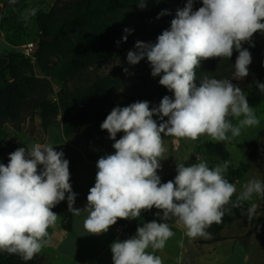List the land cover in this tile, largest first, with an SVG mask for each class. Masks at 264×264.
Segmentation results:
<instances>
[{
  "label": "clouds",
  "instance_id": "1",
  "mask_svg": "<svg viewBox=\"0 0 264 264\" xmlns=\"http://www.w3.org/2000/svg\"><path fill=\"white\" fill-rule=\"evenodd\" d=\"M194 3L187 0L156 43L138 41V51L127 53L132 65L147 57L151 75L160 76L159 83L173 92L174 98L164 96L155 108H150L148 101L117 106L101 124L115 141V153L97 163L95 185L83 209L88 212L84 229L90 234L106 233L118 219H136L142 210L155 207L162 210V220L176 218L182 223L188 237L209 236L205 229L220 223L225 212L231 211L226 205L239 207L254 194L264 197V181L255 178L236 195V186L225 177L228 162L211 168L206 161L190 166L177 162L178 174L167 183H162L157 173L166 151L162 134L190 140L207 135L213 141L226 142L238 137L243 128L260 123L240 87L230 79L208 76L197 86L195 69L202 60L230 59L235 50L239 55L232 79H245L252 55L243 44L251 43L256 32L264 33V0H203L198 10H193ZM139 6L145 8L146 0H139ZM38 11L27 8L21 19L27 23ZM165 14L167 10L160 15ZM257 86L264 94V83ZM154 115L162 122L158 124ZM229 117L238 123L233 124ZM120 132L124 135L116 139ZM64 155L52 144L35 143L10 153L7 165L0 163V252L30 261L50 243L48 229L58 216L53 208L67 199L68 211L74 215L82 211L74 207L77 194ZM255 212L253 204L244 215L251 220ZM172 235L167 222L145 223L134 237L111 245L113 262L162 264L159 256L146 250L162 249Z\"/></svg>",
  "mask_w": 264,
  "mask_h": 264
},
{
  "label": "rangeland",
  "instance_id": "2",
  "mask_svg": "<svg viewBox=\"0 0 264 264\" xmlns=\"http://www.w3.org/2000/svg\"><path fill=\"white\" fill-rule=\"evenodd\" d=\"M81 0H17L15 4L9 0H0V56L10 53H24L20 55L13 67L0 70V89L9 84L18 82L21 88V96L4 95L0 97V151L6 145L15 143L18 148H28L35 143H49L56 151H63L64 158L69 161L70 182L79 190L89 193L95 185L98 172L97 163L101 157L115 153L114 140L109 135H94L88 131L77 129L71 135H66L63 129V114L60 113L52 118L50 124L45 126L40 111L35 109L31 98L36 95L47 96L58 101L60 91L63 87L61 71L65 67L70 55L77 44V31L67 29V35L62 36V46L53 43L52 31L60 24L65 17H71L80 9ZM102 7L96 17L91 21V27H87V36H91L90 30L96 28L99 31L102 47L105 56L94 60L89 66L82 68L73 78L70 79L68 87L75 93L86 90L98 79L106 75H115L123 80H131L136 76L148 73L152 68L147 57L138 64L132 65L127 61L129 51H138L136 43L154 44L164 30L170 29L171 21L176 18L177 11L186 6L187 0H146V7L141 9L139 0L127 2L124 0H103ZM110 6V7H109ZM203 6V0H195L193 10ZM27 8L39 9L37 15L25 23L21 19V13ZM167 10V14L160 15ZM46 16V31H42L39 25V17ZM159 17V18H158ZM119 25L120 23H123ZM134 26L145 31L143 36H138L131 45L129 39L135 35ZM125 29L130 32L126 33ZM127 36V40L123 39ZM45 42H42V41ZM74 44L71 45L70 41ZM125 48H121L123 44ZM34 42L31 50L29 44ZM119 42V44L117 43ZM254 44V47L252 46ZM111 47V49H110ZM252 55V63L249 66V75L243 80L232 79L234 65L239 52H233L228 58H210L202 60L196 71L195 83L200 85L204 76L216 79H230L231 82L240 87L253 108L260 123L253 127H245L238 137L221 142L213 141L207 135L197 140L179 139L175 137L163 138V145L166 151L160 161L161 168L157 170L162 183L174 180L177 173V162H183L190 166L200 161H206L209 167L228 162L229 167L225 177L235 185V179H240L242 184L254 176L255 166L248 155L253 149L245 146L251 143L264 132V94L258 88V83H264V33L258 31L251 43L243 44ZM124 69L128 71L125 72ZM108 95L96 106L98 109H106L109 104L120 96L124 90L121 81ZM169 97L174 98L170 92ZM162 99L144 100L149 102L150 108L158 107ZM243 117H241L242 119ZM153 119L159 123L160 117L154 115ZM167 120V117L164 118ZM233 124H237L236 118L229 117ZM261 127V128H260ZM260 128V129H259ZM259 129L258 132L256 130ZM124 134L117 135L120 139ZM229 135H231L229 133ZM245 141V142H242ZM240 146H238V143ZM263 144V142H262ZM11 146V145H10ZM229 150H227V148ZM249 148V149H248ZM250 150V151H249ZM264 181V149L255 157ZM256 179V177H255ZM236 186L238 195L243 191L244 186ZM235 198V195L233 196ZM86 202V200H83ZM61 203V202H60ZM60 203L52 209L57 216L54 226L48 229L50 243L38 253L39 264H91L96 258L97 249L92 251L66 250L55 238H63L66 231L61 227L62 210ZM248 206L256 205V216L249 220L248 217L239 218L233 221L213 223L205 231L209 236L187 238L190 245L187 250L195 254L200 264L203 257L211 258L212 264H264V197L253 195L252 199L243 202ZM80 209L81 205H80ZM154 211V215L150 214ZM160 212L157 216L156 213ZM152 215V216H151ZM155 221L167 222L161 219L162 210L152 208L146 213L141 212V218L149 217ZM186 229L176 218L169 219ZM68 233V236H71ZM213 242L211 248H203L204 242ZM90 239V237H89ZM172 240H176L172 238ZM92 242L90 240L87 241ZM85 242V245L88 244ZM96 242V241H94ZM66 244V242H63ZM66 246V245H65ZM96 247H99L97 244ZM60 247V248H59ZM59 248V249H57ZM178 247L173 246V254L177 255ZM162 262L165 259L161 257ZM1 264H6L2 262ZM164 264H174L168 261ZM190 264H193L190 262Z\"/></svg>",
  "mask_w": 264,
  "mask_h": 264
},
{
  "label": "trees",
  "instance_id": "3",
  "mask_svg": "<svg viewBox=\"0 0 264 264\" xmlns=\"http://www.w3.org/2000/svg\"><path fill=\"white\" fill-rule=\"evenodd\" d=\"M127 2H134L135 0H124ZM103 0H81L80 9L73 13L71 17H65L60 21V24L52 31L53 43L57 46H62L61 38L67 35V29L77 31V44L71 40V45L74 44L73 52L68 55L67 63L61 71L63 78V87L60 91L58 101H54L47 96L36 95L31 98L35 109L40 111L43 123L48 126L53 117L62 113L63 114V129L66 135H71L77 129H82L90 132L94 135H109L107 130L101 129V124L106 117L111 113L112 109L119 107H126L137 101L163 99L164 96H168L170 91L159 83L160 76L153 77L151 75L152 69L148 73L141 74L134 77L131 80H123L115 75H106L86 90L80 93L71 91L68 87L69 81L73 78L82 68L89 66L94 60L103 58L105 56V50L102 47V40L100 39L99 31L96 28L90 30L91 36H87V27L93 26L91 21L96 17L98 11L104 6ZM110 7V6H109ZM120 23L119 25H122ZM39 25L41 30L46 31L47 19L46 16L39 17ZM138 26H134L135 35L130 38V44L138 38L143 36L145 31L138 29ZM42 42H45L44 40ZM123 42V41H122ZM124 44V42H123ZM126 44L121 48H125ZM111 49V47H110ZM112 50V49H111ZM24 53H10L5 56H0V70L11 68L14 66L17 57ZM26 57V55H23ZM198 70H195V72ZM200 72V71H198ZM121 81L124 90L120 96L114 99L106 109H98L96 106L108 95V93ZM4 95L9 96H21V88L18 82L9 84L7 87L0 89V97ZM160 121L159 123H161ZM158 123V124H159ZM124 134L123 132L117 135ZM171 136L163 135L162 138ZM263 142V144H262ZM11 145V146H10ZM6 145L0 151V163L7 165L9 163V154L14 152L18 145L10 143ZM253 148L249 154V159L258 166L256 162V155L264 149V132L258 138L254 139L251 143H246L245 147ZM42 169V166H39ZM71 183V182H70ZM72 190L77 194L76 201L78 199H86L89 193L79 190L72 183ZM233 201L235 198H232ZM62 203V220L61 227L63 230L70 232L74 226V214L68 211L67 199ZM76 203V202H75ZM75 207V205H74ZM231 211H226L222 217L223 221H233L239 218L247 217L244 213L250 207L245 203H242L239 207H233L232 204L225 206ZM155 208V207H153ZM150 214L154 215V211H150ZM151 215V216H152ZM139 217L136 219H118L116 224L123 225V237L130 239L136 235L138 227H142L145 223L151 222L154 219L152 217ZM256 216H253L254 219ZM264 223V218L262 219ZM219 238L213 239L217 241ZM4 262L6 264H39L40 257L38 253L30 261H24L19 255L13 254L6 256L4 252H0V264Z\"/></svg>",
  "mask_w": 264,
  "mask_h": 264
},
{
  "label": "crops",
  "instance_id": "4",
  "mask_svg": "<svg viewBox=\"0 0 264 264\" xmlns=\"http://www.w3.org/2000/svg\"><path fill=\"white\" fill-rule=\"evenodd\" d=\"M261 128V127H260ZM259 128V129H260ZM259 129L256 130V132L259 131ZM245 142V141H242ZM238 143V146H240V143ZM223 145L227 144L226 142H221ZM226 146V145H225ZM245 147V146H243ZM227 148V147H226ZM247 148V147H246ZM249 149V148H248ZM227 150H229L227 148ZM250 151V150H249ZM251 152V151H250ZM249 152V154H250ZM249 157V155H248ZM251 161V160H250ZM252 162V161H251ZM253 163V162H252ZM254 164V163H253ZM255 166V172L254 176L247 179L243 184L240 179H235V185H245L250 179H253L256 177V179L261 180V174L259 170ZM86 199H78L75 203V208L80 209V205L82 208V211L79 215H74V228L72 231L67 232L66 234H63V238H58L55 236L57 240L60 241V244L63 246L64 249L70 250L71 252L75 251H92V249H97V252L100 251L98 255L94 256V261H91V264H114L112 256L113 253L111 251V245L116 241H123L126 240L123 237V225L115 224L113 226H110L109 230L106 233L102 234H90L84 229V220L88 215V212L83 210L86 209L88 201ZM60 210H62V203H60ZM60 216H62L60 214ZM154 219V218H152ZM155 220V219H154ZM158 223H160L158 221ZM164 223V222H161ZM169 224V227L173 233V235L166 241L165 246L162 249L153 250L151 247H149L146 251L153 252L154 255L159 256L160 258L163 257L165 259V262H162V264L171 261V263L174 264H190L192 262L193 264H196V258L195 254L192 255L187 250V246L190 245V240L186 236V232L184 228H182L179 224L173 222V221H167ZM68 233H71V236H68ZM90 237V239H89ZM48 238V237H47ZM172 238H175L176 240H172ZM88 240L92 242H87ZM96 241V242H94ZM218 241V240H217ZM63 242H66L63 243ZM85 242L88 244L85 245ZM216 241L212 242H204L203 248H211V244ZM98 245L99 247H96L95 245ZM66 245V246H65ZM177 245L178 247V253L177 255L173 254V246ZM60 248V247H59ZM57 248V249H59ZM198 264H200V261L197 260ZM202 264H212L211 258L203 257V263Z\"/></svg>",
  "mask_w": 264,
  "mask_h": 264
},
{
  "label": "built area",
  "instance_id": "5",
  "mask_svg": "<svg viewBox=\"0 0 264 264\" xmlns=\"http://www.w3.org/2000/svg\"><path fill=\"white\" fill-rule=\"evenodd\" d=\"M34 46H35V43L32 42V43L29 44L28 48L32 50L34 48ZM147 211L148 210H142V213H146Z\"/></svg>",
  "mask_w": 264,
  "mask_h": 264
},
{
  "label": "water",
  "instance_id": "6",
  "mask_svg": "<svg viewBox=\"0 0 264 264\" xmlns=\"http://www.w3.org/2000/svg\"><path fill=\"white\" fill-rule=\"evenodd\" d=\"M6 256H9V254L5 253Z\"/></svg>",
  "mask_w": 264,
  "mask_h": 264
}]
</instances>
